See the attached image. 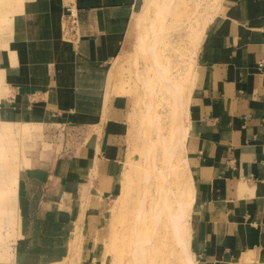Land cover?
Listing matches in <instances>:
<instances>
[{
	"label": "crops",
	"instance_id": "obj_1",
	"mask_svg": "<svg viewBox=\"0 0 264 264\" xmlns=\"http://www.w3.org/2000/svg\"><path fill=\"white\" fill-rule=\"evenodd\" d=\"M136 1L77 0V44L63 40V0H23L11 28L5 19L9 32L0 39L17 59L7 66L0 48L9 90L0 107L13 121L35 125V136L43 125L70 131L48 168L25 171L44 215L84 202L91 228L117 192L133 103L109 76ZM200 44L186 141L193 253L197 264H264V0H224Z\"/></svg>",
	"mask_w": 264,
	"mask_h": 264
},
{
	"label": "bare ground",
	"instance_id": "obj_2",
	"mask_svg": "<svg viewBox=\"0 0 264 264\" xmlns=\"http://www.w3.org/2000/svg\"><path fill=\"white\" fill-rule=\"evenodd\" d=\"M181 1L145 0L136 20L138 36L135 44V66L141 96L138 95L134 105V115L139 118L143 145L140 150V164L137 166L142 171L140 197L129 239L132 264L170 262H158L157 243H167L164 236L156 238L161 227L167 234V239L178 249L181 264H197L192 249L189 221L194 208V189L186 156L190 101L188 94L194 86L200 43L224 0H195L197 11L201 9L199 15L194 17L197 23L189 19V16L188 20H182L184 15L182 18L179 14L183 7L180 6ZM185 1L187 0H183ZM152 11L153 15H150ZM13 17L14 15L9 17L10 28ZM169 17L173 18L172 21ZM182 26L187 30V42L183 41L186 43V58L180 52L179 55H174L180 50L181 44L175 45L171 36L174 32H179ZM4 31L8 32L6 28ZM7 47L8 43L0 39V48L6 50ZM7 50V66L10 67L17 58L14 51ZM138 58L144 61L143 68H138ZM5 70L6 68L0 69V102L9 91L4 81ZM34 128L36 126L33 124L13 121L10 111L0 107L1 264L13 262L14 253L9 243L12 236L16 241L22 235L19 207L28 184H21L24 173L19 169L22 152L21 144H18L23 137L31 135ZM9 158L12 159L11 162ZM32 183L34 185L31 182V187Z\"/></svg>",
	"mask_w": 264,
	"mask_h": 264
},
{
	"label": "rangeland",
	"instance_id": "obj_3",
	"mask_svg": "<svg viewBox=\"0 0 264 264\" xmlns=\"http://www.w3.org/2000/svg\"><path fill=\"white\" fill-rule=\"evenodd\" d=\"M21 1L23 0H20V2L18 0H0V38L7 34L3 28L7 24L5 19L19 12ZM187 1H185L187 5L183 0L181 1L180 6L183 7L181 9L179 7L180 17L183 18L182 15H184V18L181 19L188 20L187 17L189 16V19H193L196 22L194 17L199 15L201 9L197 11L198 7L195 0H193L194 2L192 0ZM144 3L145 0L136 1L132 18V22L135 18V29L133 28L132 30L131 22L124 53L113 62L109 76L110 85H113L120 94L129 95L133 106L129 119L127 160L123 166V173L117 192L107 201L102 220L97 226L89 228L86 219H84L86 211L84 202H81L75 208L55 206V208H49L46 211V215H44V203L40 202L41 194H39L37 187L33 183L32 187L30 184L34 182V176H27L25 171L29 172V169L33 166L48 168L53 159L61 153L64 145L67 144L70 131L62 126H40V137L31 134L23 137L20 140L21 143L19 142L18 144H21L22 152L19 169L24 173L21 184L23 185L25 182L28 184V186L25 185L28 187L26 188L27 193L25 192L19 207L22 235L16 241L14 236H12L13 238L11 237L9 244L14 253L13 262L2 264H132L129 254V239L132 232L131 228L136 204L140 197L142 171L137 169V166L140 164V150L143 145L138 124L139 118L134 115L136 107L134 105L137 102V98H139L138 95L141 94L139 83L136 81L135 44L138 36L136 20ZM222 11L223 3L207 29L216 22ZM152 13L153 11L150 12V15H153ZM171 18L169 17L170 21L173 19ZM62 29L63 22L61 24ZM186 32V28L182 26L179 32H174L171 35L172 41L175 40L173 41L175 45L179 46L181 44L179 46L181 51L177 50V53L175 51L176 54L174 55L181 53L185 57L187 54L184 46L186 43L183 42H187ZM62 36L65 42L72 43L66 40L63 31ZM79 40L72 44H77ZM7 49L6 51H8ZM140 59H137V66L138 68H143L144 61L142 58ZM191 92L192 90L188 94L189 99ZM34 131L37 130L34 128L31 133ZM16 140L18 141L17 137ZM43 142L47 143L48 146H45ZM8 160L11 162L12 159L9 158ZM44 192H46L45 188ZM50 212L53 216L48 215ZM166 235L162 227L161 231L156 235V238L157 236L160 238L161 236L166 237L165 240L167 242L164 245L160 244V242L157 243V247H159L158 262L164 263L170 260L166 264H181L178 249L167 239Z\"/></svg>",
	"mask_w": 264,
	"mask_h": 264
},
{
	"label": "built area",
	"instance_id": "obj_4",
	"mask_svg": "<svg viewBox=\"0 0 264 264\" xmlns=\"http://www.w3.org/2000/svg\"><path fill=\"white\" fill-rule=\"evenodd\" d=\"M62 31L66 40L72 43L77 42L81 37L77 0L64 1Z\"/></svg>",
	"mask_w": 264,
	"mask_h": 264
}]
</instances>
